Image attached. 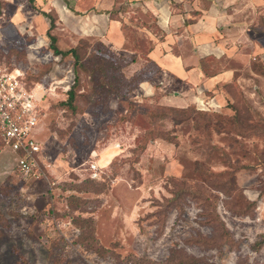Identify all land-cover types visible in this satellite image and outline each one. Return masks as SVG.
Instances as JSON below:
<instances>
[{"label":"rangeland","instance_id":"374dc122","mask_svg":"<svg viewBox=\"0 0 264 264\" xmlns=\"http://www.w3.org/2000/svg\"><path fill=\"white\" fill-rule=\"evenodd\" d=\"M0 1L5 2L0 16V64L16 68L39 93L43 146L41 170L24 178L16 155L0 139V264H175L172 260L185 255L201 264H264V247L251 249L264 234L262 169L234 173L241 191L257 204L252 216L232 214L225 196L214 191L220 196L218 212L240 242L239 248L188 243L200 234L206 239L217 236L212 227L201 223L202 209L191 199L183 204V212L177 208L167 211L164 227L160 224L158 202L172 198V177L191 185L209 177L227 180L238 164L257 165L264 156V135L243 137L233 131L235 112L228 106L231 97L224 87L216 88L214 81L206 83L205 78L194 90H186L175 80H168L169 84L162 80L161 88L153 89L154 95L163 96L171 90V99L162 98V104L195 102L199 110L217 114L211 130L217 148L202 154L203 150L194 149L191 135L179 134V145L158 139L136 161L132 150L140 130L129 122L119 123L125 111L117 97L108 109L91 108L80 100L81 111L75 115L59 105L67 99L75 77L80 81L76 90L85 93V76L75 72L73 58L54 55L48 35L50 20L43 15L64 0ZM96 1L79 0L74 5L88 12ZM117 2L124 7L132 3ZM210 2L202 0L200 8ZM130 7L128 19L153 23L154 17L140 2ZM232 8H243L241 21L260 40H255L258 46H240L243 59L209 61L219 62L222 70H240V89L254 111L242 119L247 126L264 127V4L255 7L250 0H239ZM62 21L57 19L51 34L57 38L56 47L67 51L80 41L78 29L83 23L64 17ZM143 64L144 59L133 68L131 64L126 74ZM174 92L182 99L174 101ZM218 95L221 102L215 98ZM130 97L146 96L133 93ZM164 124L165 130L173 128L171 121ZM202 160L212 172L207 178L197 171V161ZM92 163L101 168L99 179L91 178Z\"/></svg>","mask_w":264,"mask_h":264},{"label":"trees","instance_id":"16d2710c","mask_svg":"<svg viewBox=\"0 0 264 264\" xmlns=\"http://www.w3.org/2000/svg\"><path fill=\"white\" fill-rule=\"evenodd\" d=\"M30 1L34 2L35 0ZM137 3L139 2H132L130 6ZM130 6H116L109 14L112 19L122 23L121 28L125 36L124 47L135 53L133 57L117 54L100 40H89L86 38L80 39L77 46L67 51L60 50L56 47V36L51 34L56 28L58 16L55 11L43 12V15L50 20L48 35L51 38V47L54 55L62 58L71 56L74 60L73 67L75 72L81 71L85 76V93H80L76 90V86L80 81H78L79 77H75L74 85L67 92V99L60 102L59 105L75 115L81 111L80 100L89 104L91 108L104 107L108 109L111 100L117 97L125 111L124 114H121L119 123L129 122L133 127L140 130L135 139L136 146L132 150L136 161L147 150L149 145L155 143L158 139L179 145V134L191 135L190 138L195 145L194 149L196 151L203 150L202 154L206 152V149L207 151H213L217 147L212 144L211 130L217 123V114L201 111L196 104H191L185 108L163 105L161 103L163 94L134 99L130 97L142 83L152 81L160 72L159 65L149 57L156 46L150 33L163 36V32L158 27L155 17L152 24L140 22L137 18L136 20L133 18L128 19L126 15L132 11ZM172 6L177 7L187 26L195 23L197 18L202 15L198 11L188 14L180 5L173 1ZM4 7L5 2L0 1V16L3 14ZM139 58L144 59L146 65L132 76H127L125 69ZM200 64L209 77L217 75L222 70L219 62L212 63L209 58L200 59ZM238 76L239 73H236L234 79L223 86L231 97V102L228 103V106L235 112L231 119L233 131L243 137L252 134L262 136L264 135V127H258L257 125L247 126L242 119L248 114L252 115L254 111L248 105L240 89ZM166 121L173 122L172 129L165 130L164 122ZM262 124L264 126V121H262ZM258 169H262L264 173V156L257 165L238 164L234 167L227 180H221L218 177L211 179L209 177L206 182L199 181L195 185H191L185 179L172 177V198L164 199V202H158L162 207L160 211L161 228L164 227L167 211L177 208L183 212V204L187 199H191L202 209L203 220L201 223L212 227L217 236L213 239H206L200 234L197 238L189 239L188 243L205 245L209 248H223L224 246H229L230 249L239 248L240 242L235 240L234 235L218 212L220 196L214 191L225 196L224 203L232 214L240 217L252 216L257 204L247 198L241 191L234 173L238 170L257 171ZM197 171L205 175L206 178L212 174L210 169L206 167L205 160L197 161ZM261 187V194L264 195V180H262ZM78 227L84 230L81 224H78ZM81 238L86 239L83 235ZM263 247L264 234H261L251 245V249L260 251ZM172 262L175 264H201L199 260L192 259V257L190 258L186 255L185 257L174 259Z\"/></svg>","mask_w":264,"mask_h":264},{"label":"crops","instance_id":"0c3cea01","mask_svg":"<svg viewBox=\"0 0 264 264\" xmlns=\"http://www.w3.org/2000/svg\"><path fill=\"white\" fill-rule=\"evenodd\" d=\"M76 1L79 0H64L57 3L58 7L56 6L54 11L61 21L64 17L69 21L75 20L78 23H83V25H79V39L97 38L119 55L125 57L135 56L134 52L124 47L125 36L121 28L122 23L112 19L109 14L114 7L118 6L117 0H97L92 10L88 12L82 11L78 5H74ZM130 1L140 2L144 8L143 10L151 13L157 19V25L163 32V36L150 33L156 46L149 57L159 65L160 72L155 80L142 83L134 92L135 97L154 95L155 90L153 91V89L156 86L161 88L160 83H162V80L165 83L168 80H175L183 85L186 90H194L197 87L196 83L205 78L207 79L206 83L214 81L217 84L216 88L223 87L224 84L230 83L240 70L228 67L221 70L217 75L209 77L202 69L200 59L214 58L219 61L222 59L230 61L233 58L243 59L245 57L240 51V46L248 47L255 44L257 47L255 40L260 41L250 32L249 27L245 25L246 23L241 21L240 12L243 11V8H232L239 0H211L210 4L204 9H202L203 7L200 8L202 0ZM172 1L180 5L188 14L198 11L202 15L197 18L195 23L187 26L177 7L172 6ZM250 1L252 6L255 5V7H261L264 4V0ZM69 29L71 30V28ZM141 60L139 58L136 62L138 63ZM135 64L133 63L131 68ZM144 65L134 70L129 77L138 72ZM240 78L241 74L239 73V83ZM165 91L163 98L170 100L171 90ZM177 95L178 92H174V101L182 99ZM215 98L219 102L222 101V98L219 100V95ZM191 104L196 103L192 102ZM163 105L179 108L189 106L172 103H163Z\"/></svg>","mask_w":264,"mask_h":264},{"label":"built area","instance_id":"2783aa9c","mask_svg":"<svg viewBox=\"0 0 264 264\" xmlns=\"http://www.w3.org/2000/svg\"><path fill=\"white\" fill-rule=\"evenodd\" d=\"M38 94L16 68L0 64V139L16 155L24 178L40 171L43 162ZM90 172L93 179H99L101 168L92 163Z\"/></svg>","mask_w":264,"mask_h":264}]
</instances>
